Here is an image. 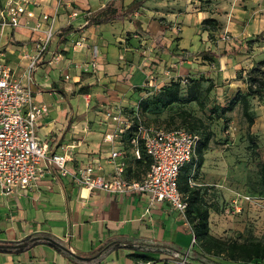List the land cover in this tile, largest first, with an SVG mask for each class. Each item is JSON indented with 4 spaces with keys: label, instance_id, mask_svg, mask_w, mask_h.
<instances>
[{
    "label": "crops",
    "instance_id": "1",
    "mask_svg": "<svg viewBox=\"0 0 264 264\" xmlns=\"http://www.w3.org/2000/svg\"><path fill=\"white\" fill-rule=\"evenodd\" d=\"M40 4L28 26L21 17L19 27L2 33L3 61L14 78L29 88L33 102L48 109L35 132L47 144L48 155L67 154L70 173L97 159L104 177L112 173L110 153L119 149L128 153L124 159L128 178L139 179L149 170L145 159L132 156L125 136L112 144L103 142L104 135L115 128L105 120L106 110L137 107L149 75L156 86L198 72L207 78L217 74L223 78L230 64L222 66L217 60L210 37L226 33L240 42L264 30L259 13L264 11V0H63L56 14L53 0ZM73 12L77 15L72 16ZM39 13L53 18L54 36L30 69L28 57L35 56V42L41 35L31 28ZM206 19H214L219 29L204 27ZM47 24L42 22V29ZM191 34L206 37L204 50L218 64L202 60L200 51L186 60L180 58L187 52L184 46ZM79 37L85 39L83 47L73 43ZM93 46L97 48L94 59ZM57 54L60 58L54 63ZM93 60L94 68L90 66ZM217 156L209 148L203 151L199 171L206 180L221 177V172L211 170H219L222 161ZM196 184L207 192L209 186L218 187ZM146 205L142 194L115 196L87 190L46 165L43 177L30 190L0 195V264L168 262L176 252L180 254L178 242L169 240V234L186 223L167 203L151 209L149 220L144 215ZM98 250L101 254L90 256ZM132 255L149 257V261Z\"/></svg>",
    "mask_w": 264,
    "mask_h": 264
},
{
    "label": "built area",
    "instance_id": "2",
    "mask_svg": "<svg viewBox=\"0 0 264 264\" xmlns=\"http://www.w3.org/2000/svg\"><path fill=\"white\" fill-rule=\"evenodd\" d=\"M42 0H6L0 10V37L5 29H15L20 26L19 19L24 17L25 26L35 18L34 9L40 7ZM55 2L56 14L63 0ZM75 12L72 16H76ZM42 22L47 28L42 29ZM53 18L39 13L31 28L32 32L41 33L38 36L34 50L35 56L28 57L31 69L40 56L45 53L54 36L52 29ZM84 37L74 41L77 47L84 46ZM92 59L97 55V48H91ZM27 58V56H26ZM60 55H54L52 61L56 63ZM95 67L94 60L90 63ZM168 75L167 72H165ZM144 87L155 88L153 79L146 77ZM48 109L45 105L33 102L28 87L24 86L12 75L10 68L3 61L0 50V195L10 197L30 190L43 177L44 167L51 165L62 177L70 176L74 183L87 190H102L110 195L123 196L128 193L142 194L147 198L144 215L150 220V210L163 203L177 211L188 225L185 213L187 202L178 190L180 170L188 165L196 156L199 136L184 129H163L145 126L136 107L127 113L121 106H112L105 111L107 122L115 128L103 137V142L112 144L120 141L130 131L129 139L131 154L135 159L141 158V151L147 156L149 170L139 179H131L126 175L127 157L125 150H113L109 163L112 173L109 177L99 172L102 167L99 161L79 165L73 173L66 169L67 154L48 155V146L36 136V129L40 119L46 116ZM189 187L197 185L188 178ZM190 231L192 233L191 227ZM192 243L195 238L192 233ZM148 264V263H146ZM178 264H184L180 261Z\"/></svg>",
    "mask_w": 264,
    "mask_h": 264
},
{
    "label": "rangeland",
    "instance_id": "3",
    "mask_svg": "<svg viewBox=\"0 0 264 264\" xmlns=\"http://www.w3.org/2000/svg\"><path fill=\"white\" fill-rule=\"evenodd\" d=\"M5 1L0 0V10L4 7ZM259 13L262 16L260 23L264 24V11ZM260 34V38L254 37L240 42L232 40L226 33L210 37L217 60L222 66H226V63L230 64V69L224 70V77L220 78L217 74L213 78H207L205 73L198 72L192 77L184 76L176 79L182 87L183 98L186 95L185 87L189 78L203 79V87L207 85L205 80L209 79L213 88L207 96L202 95L199 101L201 105L195 101L180 102L156 112L147 110L141 114L145 124H152L154 128L168 129L182 127L176 115L179 111H185L198 120V123H191L193 126L202 127L205 133L210 134L208 148L218 152L217 158L222 161L219 170H211L221 172V177L206 180L199 169L197 171L195 166L189 165L195 162L197 159L195 157L186 165V170L189 171L187 180L191 178L194 183L218 185L217 188L209 186V192L202 190L203 186H197L198 196L208 207L209 234L226 243H242L246 240L264 243V189L259 184V166L264 164V94L261 97L255 95L248 98V112L253 119L249 135L248 122L242 115L241 106L238 102H233L238 91H246V77L249 71L259 69L261 74L255 70L254 75H261L264 78V66L257 65V62L264 59V30ZM205 41L204 35L191 34L186 38L184 47L190 54H195L206 49ZM206 62L218 64L214 59ZM237 80L239 82L235 83ZM165 85L157 84L159 90L144 87L146 93L136 100L137 108L140 109L141 102H149L150 98ZM240 87H243V90H240ZM211 107L216 110L213 114L210 113ZM228 107L232 109L226 110ZM131 111L126 112L131 113ZM169 121L171 122L168 123ZM169 240L178 242L180 254L176 252L174 259L168 262L157 261L154 264H178L182 260L184 264H233L224 254L216 258L218 262L202 257L201 242H191L192 233L189 224L169 234Z\"/></svg>",
    "mask_w": 264,
    "mask_h": 264
},
{
    "label": "trees",
    "instance_id": "4",
    "mask_svg": "<svg viewBox=\"0 0 264 264\" xmlns=\"http://www.w3.org/2000/svg\"><path fill=\"white\" fill-rule=\"evenodd\" d=\"M204 27H207L211 31H217L218 23L214 19H206L202 22ZM261 34L256 35V39L260 38ZM202 60L210 61L213 60L214 55L210 51H200L198 53ZM194 54H190L189 52H184L180 55L182 60H186L187 58L193 57ZM258 66H264V59L257 62ZM258 70V73L261 74L259 69H252L247 73L246 77V91L240 92L233 98V102H238L242 109V115L248 122V135L249 129L253 125V119L248 112V98L251 96L261 97L264 94V78L260 76H255L254 72ZM203 79L201 78H189L188 84L185 87V98L181 95V85L179 81L172 80L167 83L157 94H154L153 97L150 98L149 102H141V107L138 109V113L141 116L142 112H156L159 109H164L166 107H170L174 104H179L180 102H188L195 101L199 102L202 95L207 96L213 88V84L207 81V85L203 87ZM199 105L201 103L199 102ZM231 107H228L226 110H231ZM216 110L214 107L210 108V113H215ZM175 118V117H174ZM176 118L179 119V124L182 127L177 128H168V129H184L187 132L197 134L199 136V142L196 149L197 159L195 162H191L189 165L195 166V169L198 170L201 163L203 162V151L208 148L210 134L205 133L204 129L199 126H193L191 123H198L197 119L192 118L185 111H179L176 115ZM142 119V116H141ZM173 120V118L171 119ZM142 122L145 126L147 124ZM169 121L168 123H170ZM188 124H191L189 127ZM130 130L126 136L125 141L129 145L130 136H132ZM127 153V152H126ZM128 154V153H127ZM127 157V156H126ZM147 161V165H149V161L147 156L144 154L143 150L141 151V158ZM186 166L180 170L178 177V190L183 195L185 201L187 202V210L185 213L188 224L191 227L193 236L195 241L201 242V256L207 260H216L219 255H226L227 260L229 259L233 264H264V243L255 240H246L242 243L230 242L226 243L220 241L219 239L214 238L209 234L208 230V207L205 205L204 201L199 198V188L189 187L187 184V177L189 175V171L186 170ZM259 184L264 189V164L259 166ZM101 254L100 250L96 252L90 253V256H95ZM211 255V256H209ZM134 259H141L145 262L149 261V257L143 255H132ZM226 260V259H225Z\"/></svg>",
    "mask_w": 264,
    "mask_h": 264
}]
</instances>
